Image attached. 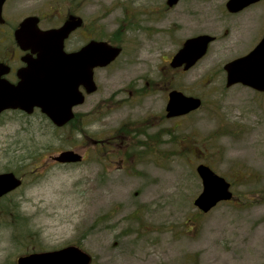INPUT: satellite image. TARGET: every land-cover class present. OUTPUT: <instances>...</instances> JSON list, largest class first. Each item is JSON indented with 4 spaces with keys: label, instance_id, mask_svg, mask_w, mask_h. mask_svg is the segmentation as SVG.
I'll list each match as a JSON object with an SVG mask.
<instances>
[{
    "label": "rangeland",
    "instance_id": "obj_1",
    "mask_svg": "<svg viewBox=\"0 0 264 264\" xmlns=\"http://www.w3.org/2000/svg\"><path fill=\"white\" fill-rule=\"evenodd\" d=\"M62 1L69 0H35L44 27L70 10ZM82 1L87 27L123 51L97 70L99 89L81 109L90 113L84 137L57 131L40 113L1 122L0 172L18 170L24 185L0 201V264L68 245L89 252L92 264H264V93L227 88L224 72L207 71L223 60L214 52L173 77L171 56L205 28L192 17L195 0L172 7L166 0ZM173 85L201 97L202 107L167 118ZM117 134L135 146L100 153L88 136ZM66 149L88 153L78 163L53 161ZM22 158L30 169H21ZM200 163L227 177L235 193L207 213L194 204L203 190Z\"/></svg>",
    "mask_w": 264,
    "mask_h": 264
},
{
    "label": "water",
    "instance_id": "obj_2",
    "mask_svg": "<svg viewBox=\"0 0 264 264\" xmlns=\"http://www.w3.org/2000/svg\"><path fill=\"white\" fill-rule=\"evenodd\" d=\"M179 0H167L169 6ZM81 18L69 19L60 28L41 30L37 27L38 19L30 17L22 22L18 38L24 48L38 52V58L29 63L26 70L28 78L19 88L6 93L0 92V112L9 107H21L31 113L35 106L41 108L56 125L63 126L73 117V107L83 103L84 95L73 91L74 84L71 74L78 71L85 75L83 82L88 91H95L93 68L106 66L121 52L120 47L112 46L105 41H91L76 53L65 54L64 41L76 29ZM28 26L34 27L33 38L26 34ZM212 38L208 35H199L187 39L182 48L173 56V68L184 65L188 70L207 52ZM261 48V47H260ZM256 49L246 57L239 58L226 65L227 86L236 83L264 91V53ZM85 64H81V61ZM76 81H78L75 78ZM75 82V81H74ZM202 104L199 97L188 96L180 91L170 93L167 105L168 117L185 115L198 109ZM55 159L59 162H78L81 155L72 150L61 152ZM197 171L202 179L203 190L196 198L195 205L203 212H208L220 201L230 200L233 192L230 183L218 175L206 164H200ZM22 180L13 172L0 174V197L20 186ZM91 255L76 245L61 249L36 252L18 258L19 264H90Z\"/></svg>",
    "mask_w": 264,
    "mask_h": 264
},
{
    "label": "flooded vegetation",
    "instance_id": "obj_3",
    "mask_svg": "<svg viewBox=\"0 0 264 264\" xmlns=\"http://www.w3.org/2000/svg\"><path fill=\"white\" fill-rule=\"evenodd\" d=\"M81 1L82 0L62 1V4L67 6L70 10H68L62 20H60L56 24L44 27L42 25V22L44 21L45 15L37 14L36 12H34L35 0H0V92L5 91L7 88L10 89L11 93L12 89L19 88L25 81V79L28 78L26 70H28L29 68V63L34 62L38 58V52L33 51L29 48H24L18 38V32L21 29L22 22L27 18L36 17L38 19L37 27H39L41 30L60 28L69 19L81 18L82 21L80 25L76 29H74L64 41V51L66 55L80 51L91 41L105 40L108 42V39L101 38L100 34L94 33L95 26H92L91 28L87 27L85 20L78 13V10L83 7V1ZM162 3L165 4L164 1ZM76 4H78L77 10L75 7ZM177 4H179V2ZM177 4H175L174 6H176ZM61 7L62 6L59 5L57 7V11L62 13ZM153 12L157 13L158 18H160L162 15L161 7H158L157 10ZM192 17L197 23L198 20H202L205 28L202 32L196 33L190 36L189 38L197 37L199 35H208L212 38V40L209 42L208 49L205 55L199 61H197L196 64L193 65L191 68L199 64L201 60L210 56L214 52L215 54L219 53L220 55H222L223 60L218 61L217 64L213 65V69H209L207 71H222L226 74L227 64L239 58L248 56L250 53L260 47V51L264 53V0H195L194 6L192 8ZM125 25L126 26L124 28V32L120 34L122 36L124 35L125 31H127L129 28L131 29L133 24L127 23ZM33 29L34 27L32 26L27 27L26 34L30 38H33ZM117 35L118 34H115V36ZM189 38H186L184 42ZM113 41L117 42L116 40ZM184 42L178 48V50L171 56L169 62V66L173 70V77H176V75H180L184 71H188L191 69L189 68L188 70H185L184 65L177 68H173L171 66V60L173 56L182 48ZM111 45L120 47V55L122 54V46L118 45L117 43H113ZM117 58L113 60L112 63H110L109 65L96 66L93 68V81L95 84L94 92L88 91V88L85 84L86 82H83V78L85 79V75L80 73V71H78V73L74 75L71 74V78L73 79L72 83L74 84V86H76L74 87V89H72V92L77 91V93H82L84 95V101L82 104L73 108V117L70 121H68L67 124L63 126L56 125L45 113L42 112L41 108L37 106L33 108V111L31 113L23 110L21 107L5 108L0 112V124L4 120V118H7L9 120L22 117L30 118L40 113L43 117H45V119H47L51 123V125L57 131L64 132L65 130H68V132L72 134H74L75 132L74 135H76L77 137H84L87 134L86 123L89 121L90 113L83 112V110L81 109H83L87 100H89V96L96 93L99 89V84L97 82L96 75L97 70L101 68H109L113 65ZM80 63L84 65L85 61L83 60ZM75 78L78 81H76ZM163 83H160L161 87H163ZM235 86L244 85L238 84ZM168 90V100L166 105L164 106L165 116L167 118H169L167 115V105L169 102L170 93L172 91L183 92L179 87H176L175 85L170 87ZM3 93L5 94L6 91ZM183 93L188 96H194L186 92ZM122 128L125 129V125ZM142 131L147 132L146 128H142ZM88 136L90 141L92 142V147L95 150L97 148L100 153L103 150L108 151V154L112 152H117L119 151L120 145L127 146L129 144L131 145V149L132 145L135 146V142H133L132 144L127 139L119 140L118 134L112 137L108 136L106 138H102L99 135ZM145 143L149 144L148 141H146ZM66 150L77 151L75 149ZM131 151L133 150L127 152ZM77 152L82 155V160L80 161L82 162L86 158L88 151L86 150L84 152V155L79 151ZM55 156L56 155H53L52 159L53 161L58 162L55 160ZM28 158L31 159L30 156ZM23 159L24 158H22V160ZM31 161L34 162L32 159ZM121 161L124 162L125 158H122ZM8 172H13L18 178L22 180V183L16 189L0 197V201L14 195L15 192L24 185V174L18 172L16 169L3 171L0 172V174ZM230 183L232 184L231 181Z\"/></svg>",
    "mask_w": 264,
    "mask_h": 264
},
{
    "label": "trees",
    "instance_id": "obj_4",
    "mask_svg": "<svg viewBox=\"0 0 264 264\" xmlns=\"http://www.w3.org/2000/svg\"><path fill=\"white\" fill-rule=\"evenodd\" d=\"M111 41L114 42L113 40H111ZM23 160H25V158ZM20 167H21V169H24V170L30 169L28 167V162H26V161H23V163L21 164ZM13 211H14V213H17L20 216V219L18 220V224L21 226V228H19V229H20V232H24V229H22V228H24V226L26 225V223H25V221L23 219V216H22L21 212L17 209V206L13 209ZM18 232H19V230H13V234H15L14 240H20V241H22L21 239H23V238L20 236V232L19 233Z\"/></svg>",
    "mask_w": 264,
    "mask_h": 264
}]
</instances>
